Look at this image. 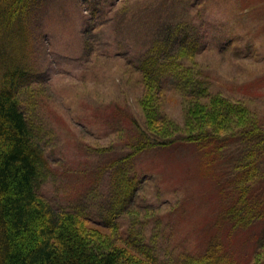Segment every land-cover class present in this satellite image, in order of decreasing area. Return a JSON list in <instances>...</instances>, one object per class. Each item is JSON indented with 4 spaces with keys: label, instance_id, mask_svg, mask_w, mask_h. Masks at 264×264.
Segmentation results:
<instances>
[{
    "label": "rangeland",
    "instance_id": "374dc122",
    "mask_svg": "<svg viewBox=\"0 0 264 264\" xmlns=\"http://www.w3.org/2000/svg\"><path fill=\"white\" fill-rule=\"evenodd\" d=\"M35 4L16 27L24 31L19 60L32 72L33 98L25 101V109L38 127L48 160L40 195L56 209L78 210L87 217V226L116 244L123 243L129 230L142 233L162 260H181L215 238L234 257L255 264L256 255H264V247L258 248L262 220L253 218L244 227L231 229L233 223L224 213L235 198L236 163L256 140L235 133L211 155L205 151L219 144L147 147L124 166L121 162L125 173L120 174L132 179L134 193L115 217L109 208L115 203L112 182L119 173L113 176L110 163L130 152V136L136 125H144L146 115H156L162 131L177 128L188 133L186 123L194 121L186 115L189 103L207 105V95L241 104L245 116L264 130V0ZM182 19L191 22L202 45L183 61L198 71L200 86L208 94L195 100L167 88L157 96L155 113L142 104L148 89L129 61L147 49L161 25ZM239 115L225 117L221 133L237 132L243 123ZM261 157L259 167L264 171V152ZM251 189L247 198H256L255 192L264 189V178ZM109 218L113 222L106 225Z\"/></svg>",
    "mask_w": 264,
    "mask_h": 264
},
{
    "label": "trees",
    "instance_id": "16d2710c",
    "mask_svg": "<svg viewBox=\"0 0 264 264\" xmlns=\"http://www.w3.org/2000/svg\"><path fill=\"white\" fill-rule=\"evenodd\" d=\"M38 1L0 0V264H248V260L234 257L226 250V245L215 238L201 251L187 253L181 260H162L156 248L145 243L142 233L134 234L129 230L123 243L116 244L108 235H99L97 230L87 226V217L78 210L56 209L40 195L38 190L45 179L48 160L38 127L25 109V101L33 98L29 80L32 72L19 60L24 31L16 27L28 14L30 5L33 3V7ZM189 24L191 22L185 19L164 23L153 33L147 49L129 61L148 89L142 101L145 109L155 111L157 96L167 88L187 93L195 100L208 94L207 88L200 86L203 82L198 71H193L183 61L202 49ZM207 96V105L189 103L187 118L196 123H186L188 133L177 128L162 131L154 114V118L146 115L144 125H136L130 136V152L110 163L113 176L118 173L119 176L112 182L115 203L111 204L109 213L115 217L134 193L132 179L120 174L125 173L121 162L124 166L147 147L182 143L201 148L219 144L209 153L205 151L211 155L223 146L226 136L237 133L247 141H256L239 164L236 163L232 190L235 198L226 208L224 218L233 223L231 229L242 228L253 218L264 224V189L255 192L256 198H247L253 192L252 185L264 178V171L259 167L264 152V130L255 119L245 116L246 110L241 104L220 95ZM232 115H239L243 123L237 132L221 133V121ZM212 157L215 159L214 155ZM117 163H121V167L116 166ZM112 219L106 220V225L112 223ZM258 242V248H263L264 233ZM255 264H264V255H256Z\"/></svg>",
    "mask_w": 264,
    "mask_h": 264
}]
</instances>
